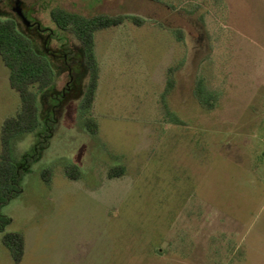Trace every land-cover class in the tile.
<instances>
[{
	"label": "rangeland",
	"instance_id": "1",
	"mask_svg": "<svg viewBox=\"0 0 264 264\" xmlns=\"http://www.w3.org/2000/svg\"><path fill=\"white\" fill-rule=\"evenodd\" d=\"M20 1L53 48L80 45L52 21L59 7L145 21L94 34L96 134L73 100L14 141L30 167L0 206V264H264V0ZM14 6L0 3L18 18ZM8 74L0 57V132L20 105ZM12 231L25 238L19 263L2 241Z\"/></svg>",
	"mask_w": 264,
	"mask_h": 264
},
{
	"label": "trees",
	"instance_id": "2",
	"mask_svg": "<svg viewBox=\"0 0 264 264\" xmlns=\"http://www.w3.org/2000/svg\"><path fill=\"white\" fill-rule=\"evenodd\" d=\"M50 16L60 31H70L77 37L79 47L63 42L53 48L54 36L48 28L37 21L26 26L19 17L5 16L0 8V57L9 69L10 86L20 97L19 109L14 115L7 116L1 125L0 206L22 192V175L30 167L26 153L21 162L13 159V144L21 135L40 132L43 125L58 123L62 111L73 100H79L85 128L91 134L97 133L98 124L91 113L100 73L95 54V32L119 25L127 18L136 24L145 21L133 15L100 13L86 16L60 7L53 9ZM60 73L67 74V81L57 89L55 83ZM197 88L198 100L203 102L201 105L212 109L214 105L210 98L203 101L200 86ZM49 172L48 169L42 173L47 183L51 179ZM66 172L72 178L78 177L70 168ZM113 173L119 175L122 171L110 172V175H115ZM9 222L10 218L0 214V231ZM2 241L13 261L19 263L25 252L24 235L16 231L7 232Z\"/></svg>",
	"mask_w": 264,
	"mask_h": 264
},
{
	"label": "water",
	"instance_id": "3",
	"mask_svg": "<svg viewBox=\"0 0 264 264\" xmlns=\"http://www.w3.org/2000/svg\"><path fill=\"white\" fill-rule=\"evenodd\" d=\"M13 10L16 12V14L22 19L23 23L26 26H30L31 22L28 20V18L25 16L22 10L21 1H16L15 6Z\"/></svg>",
	"mask_w": 264,
	"mask_h": 264
},
{
	"label": "flooded vegetation",
	"instance_id": "4",
	"mask_svg": "<svg viewBox=\"0 0 264 264\" xmlns=\"http://www.w3.org/2000/svg\"><path fill=\"white\" fill-rule=\"evenodd\" d=\"M16 1H20V0H14V4L16 3ZM23 13H24V11H23ZM20 18V17H19Z\"/></svg>",
	"mask_w": 264,
	"mask_h": 264
}]
</instances>
